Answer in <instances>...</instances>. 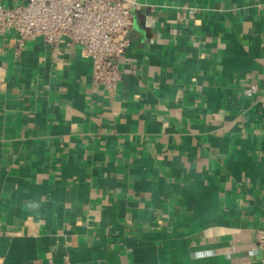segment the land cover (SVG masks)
Here are the masks:
<instances>
[{
    "label": "crops",
    "instance_id": "0c3cea01",
    "mask_svg": "<svg viewBox=\"0 0 264 264\" xmlns=\"http://www.w3.org/2000/svg\"><path fill=\"white\" fill-rule=\"evenodd\" d=\"M137 2L111 96L0 40V264H264V0Z\"/></svg>",
    "mask_w": 264,
    "mask_h": 264
},
{
    "label": "built area",
    "instance_id": "2783aa9c",
    "mask_svg": "<svg viewBox=\"0 0 264 264\" xmlns=\"http://www.w3.org/2000/svg\"><path fill=\"white\" fill-rule=\"evenodd\" d=\"M138 7L137 0H18L11 6L0 1V40L14 34V58L27 41L38 38L51 46L61 42L79 46L90 62L93 84L111 96L124 73L119 61L131 44L129 33ZM257 90L250 81L243 93L253 96ZM256 236L264 242L263 234Z\"/></svg>",
    "mask_w": 264,
    "mask_h": 264
}]
</instances>
